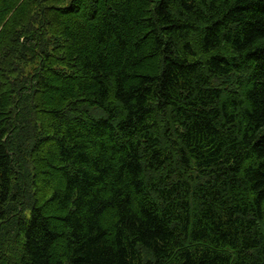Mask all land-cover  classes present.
Instances as JSON below:
<instances>
[{"label": "trees", "instance_id": "trees-1", "mask_svg": "<svg viewBox=\"0 0 264 264\" xmlns=\"http://www.w3.org/2000/svg\"><path fill=\"white\" fill-rule=\"evenodd\" d=\"M0 264H264V0H0Z\"/></svg>", "mask_w": 264, "mask_h": 264}]
</instances>
